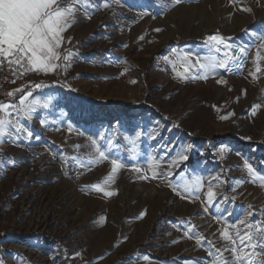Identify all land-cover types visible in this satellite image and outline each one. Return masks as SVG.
<instances>
[{"label": "rangeland", "instance_id": "obj_1", "mask_svg": "<svg viewBox=\"0 0 264 264\" xmlns=\"http://www.w3.org/2000/svg\"><path fill=\"white\" fill-rule=\"evenodd\" d=\"M108 2L110 7L97 3L78 12L64 33L59 51H72L70 61H59L55 72H27L12 88L43 83L34 95L48 107L21 121L31 138L0 139L3 264H210L207 246L184 236L181 224L190 221L221 248L226 242L218 229L225 222L243 218L248 205L264 209L259 176L264 173V51L259 78L249 76L257 67L253 60L260 43L256 33L264 27V0L235 5L181 0L168 7L160 0ZM241 5L252 11H241ZM216 33L230 37L237 48H249L246 57H238L243 67L237 70L233 63L230 71L218 69L206 80L177 77L169 61L183 71L182 53L191 52L193 63L211 55L207 38ZM221 77L226 83H217ZM252 105L261 106L254 116ZM228 113L234 115L221 119ZM137 131L142 135L133 143ZM100 132L114 140L113 151L125 164L114 177L111 188L118 195L112 197L85 188L103 186L111 169V157L101 160L89 141ZM221 145L227 146L223 154ZM173 146L170 156L189 155L182 170L173 168L175 175L164 180L140 179L151 176L157 153ZM245 160L258 174L255 183ZM133 165L142 171L134 172ZM196 175L203 177L204 191L219 175L214 189L234 201L205 211L203 192L200 200H185L168 186L179 187ZM249 219H264V214Z\"/></svg>", "mask_w": 264, "mask_h": 264}, {"label": "snow or ice", "instance_id": "obj_2", "mask_svg": "<svg viewBox=\"0 0 264 264\" xmlns=\"http://www.w3.org/2000/svg\"><path fill=\"white\" fill-rule=\"evenodd\" d=\"M181 0H160L164 7L171 5H179ZM239 0H229V3L235 5ZM99 3L102 7H110L108 0H0V70L5 67L11 73L13 79L25 75L27 72H43L45 74L55 72L61 67L59 61L68 62L71 60L73 53L68 51L61 54L59 49L64 43V33L67 32L76 21L78 12H87L93 9ZM241 11L251 12V8H246L241 5ZM90 18V17H88ZM155 32H160L162 29L156 28ZM260 43L256 45V55L253 63H257L254 71L249 73L253 79H258V74L261 68L258 61L261 59L260 52L264 51V27L257 33ZM69 42L71 38H68ZM143 39V37H140ZM230 37L226 38L219 33L208 36L207 43L212 52L211 55L205 57H196L195 63L192 62L193 54L184 52L180 59L184 61L183 71L176 69V62L169 61L173 65V70L177 77L187 80L191 79H208V76L215 75L218 69L230 71L233 63L239 68L243 66L239 63L238 57H246L249 51L247 46L241 45L238 48L231 44ZM126 46V45H125ZM172 53H177V49H172ZM215 53H220L223 58H218ZM168 60V57H165ZM67 67V64H64ZM198 68L199 73H194L193 69ZM126 71V69H125ZM217 83H226L221 77ZM68 86V85H65ZM43 83L31 82L14 88L6 93L9 98H18L8 101H0V139L5 136H15L19 139L23 134L28 138L33 136V133L27 130L24 123L21 121L31 120L38 107H48L47 103H41L38 96L34 95V90L44 88ZM215 107V106H214ZM260 105L251 106V114H256V109ZM234 113H228L222 116L221 119H228ZM71 131V129H69ZM140 131L135 132L132 142L135 143L141 137ZM127 139V137L125 138ZM91 146L101 160H110L111 169L107 174L103 186L100 183H94L90 186H85L87 190H94L105 197L118 195L117 189H112L111 185L115 183L114 177L119 170L125 167L122 159L113 151L115 142L108 137L106 132L97 134V138L89 137ZM106 147L102 149L101 143ZM79 147V146H77ZM192 146H188L184 151H188ZM227 146H220V153L223 154ZM174 151L173 148H166L163 154L157 153L154 162L150 164L151 176L141 175L143 180H164L175 175L173 168L181 169L189 160V155L184 154V151L170 156L169 153ZM80 167H84V162H81ZM244 167L252 177V182L255 183L257 172L253 166L245 160ZM134 172L140 173L141 168L132 166ZM261 179V187H264V173L259 174ZM213 182H221L219 175L212 176L208 180V186L204 191L205 183L203 177L196 175L190 181L179 187L169 183V188L176 193L177 196L185 200H200V194L203 192L204 210L207 211L209 205L216 207L221 203H227L230 200L234 201L235 197L222 196L213 186ZM241 183L243 181H240ZM224 212L230 217L232 215L228 209ZM146 214L140 213L142 218ZM264 214V209L259 212L248 205L247 210L243 214V218L238 219L235 223H224L219 229V237L225 241L223 247L217 248L212 240H208L196 230V225L187 222V226L181 224L184 230V236L189 239L195 236V242L198 246H207V255L210 258V264H264V219L250 220L249 218ZM104 220L105 218H101ZM223 219V215L217 220ZM2 235V234H0ZM126 239V237H125ZM178 241H172L177 243ZM228 253V256H225ZM80 253H73V256H80ZM145 259H149L147 256ZM0 264H3L0 261Z\"/></svg>", "mask_w": 264, "mask_h": 264}, {"label": "built area", "instance_id": "obj_3", "mask_svg": "<svg viewBox=\"0 0 264 264\" xmlns=\"http://www.w3.org/2000/svg\"><path fill=\"white\" fill-rule=\"evenodd\" d=\"M12 79L13 77L6 67L3 70H0V101L6 96L8 91L12 90V88L17 83L18 79H16L15 83L11 82Z\"/></svg>", "mask_w": 264, "mask_h": 264}]
</instances>
